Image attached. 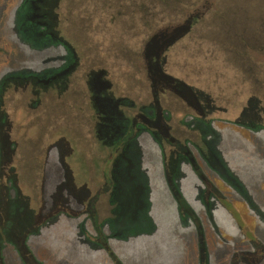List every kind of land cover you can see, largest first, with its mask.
I'll use <instances>...</instances> for the list:
<instances>
[{"label": "rangeland", "instance_id": "rangeland-1", "mask_svg": "<svg viewBox=\"0 0 264 264\" xmlns=\"http://www.w3.org/2000/svg\"><path fill=\"white\" fill-rule=\"evenodd\" d=\"M57 1L49 33L41 0H0V264H200L187 214L155 242L173 201L215 264L264 251V0Z\"/></svg>", "mask_w": 264, "mask_h": 264}, {"label": "trees", "instance_id": "trees-1", "mask_svg": "<svg viewBox=\"0 0 264 264\" xmlns=\"http://www.w3.org/2000/svg\"><path fill=\"white\" fill-rule=\"evenodd\" d=\"M57 2H58L57 0H41V2L37 5V12L42 17L41 19H42L43 23L45 24V26H47V29H48L47 31L49 33H50V31L54 32L53 31L54 29L52 27L54 26V23L57 21V14L54 12V10H56L58 8ZM196 22H197V20H196ZM64 43L73 52L72 55H73L75 63H76V67H71L68 70L67 74L63 75L64 78L67 79V76L72 71H74L79 66V64H81V58H80L78 52L76 53V51H74V47H72V45L70 43L69 44L66 43V42H64ZM144 57H145V55H144ZM73 68H74V70H73ZM93 74L94 73H92L91 77H93ZM102 76H101V73H96V75H94L95 78L98 77V80ZM166 79L168 81H171V85L173 84V88L175 89V90H173L174 93L178 94V97L182 98L183 101H187L188 98L187 99L184 98V96L187 93H182V91L187 90L188 92L192 93L191 92L192 90L189 87H187L186 85H184L182 82L178 81V80L176 81V80H174L173 78H170V77H167ZM54 82H55V80H51V84H50L51 87H52V83L54 84V87L57 86V84L54 83ZM58 87L59 86H57L56 88H58ZM198 97H199V95H198ZM189 105L192 106L191 104H189ZM99 128H100V126H98V129ZM206 199H207V197L204 196L203 201H201V203H200V206H201L200 210H202L204 213L208 214V216L210 217L209 220L211 219V220H213L215 222V218L216 217H213V215H212L211 203H210V201H207ZM165 208L167 209V211L164 210ZM170 208H171V205L170 206H164L163 205L162 207L159 208V210L157 212L155 210H153L150 213V215L155 220L154 226H155L156 231L159 232L162 229L163 230L162 233H164V234L156 237V241L155 242L161 247V242L164 241V240H167V236L169 235V241H170L171 248H173L174 246H177L179 243L182 244V242H183V244H186L185 242L188 241V239L187 240L184 239L183 236L190 238L191 234L194 232L192 230V228L187 227V225H186L187 221L183 220L182 215L186 216V214H187V215H189V217L192 218V220H193L192 222H193L194 226L196 227V232H197V235H198L197 236L198 237V247H200V257L199 258H200V261H202V262H200V264H215L214 262H212V259H211L213 257L209 258V256L207 257L206 254H205L206 246H205L204 237L206 236V230H205V225L202 223L201 219L198 218L197 212L195 210H193V208H190L185 201H183V202H181V201H173V215H175V217H172L168 213ZM163 213H165L164 216L161 217L159 220H157V214H163ZM168 214L171 216L172 220L173 219H174V221L177 220L175 224L174 223H169L171 218L170 219H168V218L165 219ZM234 219H235V217H234ZM233 222L235 223V225L237 224L236 227H237L238 231H240V230L243 231L244 230V232H243V235H244L245 234V224L247 225V222L244 219H240V221H237L235 219ZM167 225H169V226L167 227ZM29 233H30V229L27 232V234H29ZM103 237H104V235L102 234V231H101L99 233L98 237H97L98 238L97 241H99L101 238L103 239ZM119 239L123 240V243L122 244L120 243L121 246L122 245H125V247L129 246L130 242H128L127 238L121 237ZM181 239H183L185 241H183ZM256 243H257L256 241H253L251 243L252 251H248V253H244V254L237 253L234 257H232L231 264H240V263L249 264L250 263V258H252L251 257L252 255H255L258 258H261V256L264 258L263 249H261L258 246H256ZM115 248L117 249V247H115ZM125 249H127V248H125ZM160 250H162V247H161ZM20 251L22 253V256L25 258V255H24L22 249ZM111 253H112L113 258L115 260V264H122L117 259V255L115 254V252L111 250ZM161 254H162V252L156 258V264H169V260H172L171 256H169L168 254L167 255H165V254L161 255ZM160 256H161V260H159ZM179 258H178V261H177L176 264H182L181 260H182L183 256H182V258H180V259ZM140 262H141V260H140Z\"/></svg>", "mask_w": 264, "mask_h": 264}]
</instances>
